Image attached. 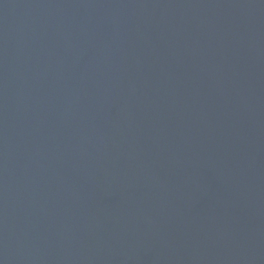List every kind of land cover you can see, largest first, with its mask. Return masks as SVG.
<instances>
[{
    "label": "water",
    "instance_id": "water-1",
    "mask_svg": "<svg viewBox=\"0 0 264 264\" xmlns=\"http://www.w3.org/2000/svg\"><path fill=\"white\" fill-rule=\"evenodd\" d=\"M0 264H264V0H0Z\"/></svg>",
    "mask_w": 264,
    "mask_h": 264
}]
</instances>
